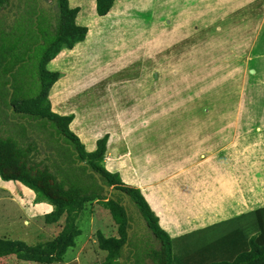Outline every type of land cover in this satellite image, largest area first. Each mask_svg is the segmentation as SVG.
<instances>
[{
    "label": "rangeland",
    "instance_id": "obj_1",
    "mask_svg": "<svg viewBox=\"0 0 264 264\" xmlns=\"http://www.w3.org/2000/svg\"><path fill=\"white\" fill-rule=\"evenodd\" d=\"M68 4L80 10L74 23L87 24V33L84 41L72 49L62 48L48 63L49 71L62 74L49 90L48 99L54 113L74 115L69 128L73 133L80 129L83 136L100 134L102 138L109 127L115 138L120 134L116 123L143 118L146 122L141 132L145 137L152 130L159 133L162 149H166L160 170L169 182L170 136L189 132L191 118L203 121L218 110L243 115V108L229 104L218 109L217 103L225 99L226 105L229 99H240L237 91L232 97L239 79L243 83L240 95L251 91L245 102L252 104V119H264V88L255 74L247 72L254 68L246 59L253 34L251 21L242 19L248 13L231 11L233 7L219 13L192 12L184 0H114L107 15L98 17L94 0H68ZM230 15L232 24L225 23L224 18L230 20ZM240 19L239 24L236 21ZM258 46L264 47V37L258 39ZM24 69L18 79L24 76ZM137 130L135 126L129 131ZM50 211L46 202H37L23 185L0 180V239L29 246L53 239L62 219L46 224L43 216ZM77 226L81 234L73 248L85 247L86 252L78 261L66 260L67 264H102L100 258L87 261L86 257L98 252L96 232L117 237L109 213L96 201L86 203ZM69 250L64 256L72 253ZM99 254L105 252L99 250ZM4 259L16 260L14 256Z\"/></svg>",
    "mask_w": 264,
    "mask_h": 264
},
{
    "label": "trees",
    "instance_id": "obj_2",
    "mask_svg": "<svg viewBox=\"0 0 264 264\" xmlns=\"http://www.w3.org/2000/svg\"><path fill=\"white\" fill-rule=\"evenodd\" d=\"M6 1L0 0V4ZM94 2L95 14L103 17L114 0ZM58 4L62 7L61 18L56 22L52 38L43 44L21 43L19 38L42 35L40 25L36 33L31 27L0 24V180L19 183L33 192L37 202L51 206V211L43 216L44 222L50 225L62 219V224L53 239L34 246L0 239V258L14 256L36 264L61 262L81 234L77 220L84 205L96 201L107 210L117 232V237L95 234L98 249L105 252L102 264H264V208L170 238L160 228L140 190L125 185L117 173H109L103 167L108 136L98 139L95 149L87 152L69 130L74 115L61 116L51 110L48 93L62 74L48 71L46 65L62 48L72 49L84 41L87 33L86 27L74 23L79 9H71L68 0H58ZM32 45L35 50L39 48L36 54L39 67L33 77L38 89L25 96L17 89L14 77L30 60ZM15 65H18L16 69ZM13 69L10 104L14 115L27 118L25 124L9 122L6 113L9 105L5 74ZM26 127L34 137L41 135L46 149L56 152L62 166L53 163L49 168L39 169L33 163L29 153L35 150L34 137ZM59 140L65 144L59 145L61 150L55 147ZM71 157L77 159L74 166ZM103 186L112 191L109 196L103 194Z\"/></svg>",
    "mask_w": 264,
    "mask_h": 264
},
{
    "label": "crops",
    "instance_id": "obj_3",
    "mask_svg": "<svg viewBox=\"0 0 264 264\" xmlns=\"http://www.w3.org/2000/svg\"><path fill=\"white\" fill-rule=\"evenodd\" d=\"M184 4L187 10L190 8L194 10L192 12L206 14L219 13L232 7L231 11L248 13L247 18L242 19L251 21L253 34L246 59L254 68H249L247 72L250 70L252 75L255 74L264 88V47L258 46V39L264 37V0H184ZM233 18L230 15L228 20L226 16L224 21L232 24ZM236 22L240 24L241 19ZM83 26L88 27L87 24ZM235 26L238 27V24ZM249 81L247 83L250 88ZM242 85L239 79L236 88L232 90V97L236 91L239 93L238 101L229 99L225 105L227 100L220 99L217 103L218 109L229 104L230 107L243 108V115H237V111L233 115H226L218 110L207 114L209 117L203 121L191 118L188 121L189 132L170 136L167 146V160L170 159L169 182L162 178L160 170L161 162L166 161L162 157L166 149H162L159 133L152 130L145 137L141 132L144 129L142 124L146 122L143 118L125 120L123 125L116 123L120 134L115 138L109 127L104 129L107 130L104 135L108 139L103 167L109 173L120 175L123 183L140 190L158 218L160 228L170 238L264 208V119L257 122L252 119L249 110L252 104L247 105L245 102L251 91L247 95H240ZM52 97L51 100H54ZM132 124V128L136 126L137 131H129ZM77 130L74 133L79 141L83 146H88V150H85L93 151L100 134L87 136L84 133L83 136L80 129ZM81 248H69L72 253L56 264H67L66 260L71 258L78 261L86 252L85 247ZM86 258L87 261L97 258L102 261L105 254L100 256L98 249L94 256L87 255ZM0 264L36 263L17 259L9 262L0 258Z\"/></svg>",
    "mask_w": 264,
    "mask_h": 264
},
{
    "label": "flooded vegetation",
    "instance_id": "obj_4",
    "mask_svg": "<svg viewBox=\"0 0 264 264\" xmlns=\"http://www.w3.org/2000/svg\"><path fill=\"white\" fill-rule=\"evenodd\" d=\"M61 11L62 7H59L58 0H7L6 3L0 4V24L3 27L15 25L25 28L31 27L36 33L37 25H40L42 28L43 36L31 35L20 36L19 38L21 40V43L30 42L32 44H36V42H39L40 44H43L44 40L47 41L52 38V35L54 34L53 29L56 27V22L61 18ZM31 34H33V32ZM33 46L34 45L31 46V58L30 60H28V62L26 61L27 64L24 66L25 69L22 71L24 76L18 79L16 74V76L14 77V82H16V85L18 86L17 89H19L20 93H23L25 96L35 93L38 89V85L34 82L33 77L36 68L39 67V63L36 58V54L39 52V48L36 47L35 50ZM17 66L18 65H15L14 69H16ZM14 69L13 71L7 72L5 74L7 78L5 88L7 89L8 93L6 96V100L9 105L6 113L8 114L9 122L25 124L27 118L14 115L13 107L10 104V96L13 92V89L11 87L13 83V78L11 77V75L12 73H14ZM26 128L28 134L34 137V135L31 133V130L28 127ZM40 138L41 135L39 136V138L34 137L35 150L30 151L29 153L33 156V163L39 169H42L43 166L49 168V166H51L53 163L61 165V161L56 156V152L54 150H47L44 141H42ZM59 145L65 146V144H63L61 140H59L58 145L55 144V147L61 150ZM71 159L74 160L72 165H76L77 159L75 157H71ZM79 164L85 165L84 162H79Z\"/></svg>",
    "mask_w": 264,
    "mask_h": 264
},
{
    "label": "water",
    "instance_id": "obj_5",
    "mask_svg": "<svg viewBox=\"0 0 264 264\" xmlns=\"http://www.w3.org/2000/svg\"><path fill=\"white\" fill-rule=\"evenodd\" d=\"M97 183H98L99 185H101L100 181H97ZM111 192H112V191H111L108 187L103 186V194H104L105 196H108Z\"/></svg>",
    "mask_w": 264,
    "mask_h": 264
},
{
    "label": "clouds",
    "instance_id": "obj_6",
    "mask_svg": "<svg viewBox=\"0 0 264 264\" xmlns=\"http://www.w3.org/2000/svg\"><path fill=\"white\" fill-rule=\"evenodd\" d=\"M59 79H60V78H59ZM59 79H58V80H59ZM58 80H57V81H58ZM57 81H56V82H57ZM65 116H66V115H65ZM69 130H70V129H69ZM108 196H109V195H108Z\"/></svg>",
    "mask_w": 264,
    "mask_h": 264
}]
</instances>
